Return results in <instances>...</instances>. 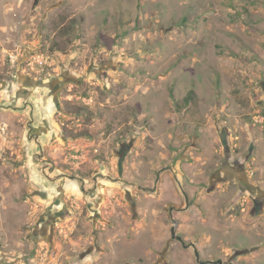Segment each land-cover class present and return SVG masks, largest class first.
Returning a JSON list of instances; mask_svg holds the SVG:
<instances>
[{
	"label": "rangeland",
	"instance_id": "1",
	"mask_svg": "<svg viewBox=\"0 0 264 264\" xmlns=\"http://www.w3.org/2000/svg\"><path fill=\"white\" fill-rule=\"evenodd\" d=\"M219 260L264 264V0H0V264Z\"/></svg>",
	"mask_w": 264,
	"mask_h": 264
},
{
	"label": "water",
	"instance_id": "2",
	"mask_svg": "<svg viewBox=\"0 0 264 264\" xmlns=\"http://www.w3.org/2000/svg\"><path fill=\"white\" fill-rule=\"evenodd\" d=\"M172 236H173V238H176V239H178L179 241L183 242L185 246H188V244L185 243L183 237H182L181 235H177V234H176L175 226H173V228H172ZM192 244H193V243H192ZM193 245H194V244H193ZM195 253H196V256H197L198 260H200V255H199V252H198L197 249L195 250ZM201 262H202L203 264H205L204 261H201ZM208 262H209V261H208ZM218 263H219V264H222V261L219 260Z\"/></svg>",
	"mask_w": 264,
	"mask_h": 264
},
{
	"label": "trees",
	"instance_id": "3",
	"mask_svg": "<svg viewBox=\"0 0 264 264\" xmlns=\"http://www.w3.org/2000/svg\"><path fill=\"white\" fill-rule=\"evenodd\" d=\"M194 99H195L194 90H190V92L184 97V102L188 106L193 102Z\"/></svg>",
	"mask_w": 264,
	"mask_h": 264
},
{
	"label": "flooded vegetation",
	"instance_id": "4",
	"mask_svg": "<svg viewBox=\"0 0 264 264\" xmlns=\"http://www.w3.org/2000/svg\"><path fill=\"white\" fill-rule=\"evenodd\" d=\"M182 244L184 245V243L182 242ZM185 246V245H184ZM189 246H192V244H190ZM215 263H218V261H215ZM219 264V263H218Z\"/></svg>",
	"mask_w": 264,
	"mask_h": 264
}]
</instances>
